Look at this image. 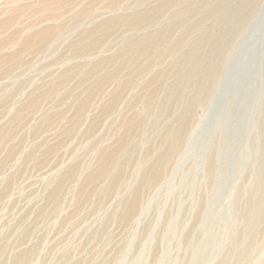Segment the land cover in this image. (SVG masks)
<instances>
[{
  "label": "rangeland",
  "instance_id": "rangeland-1",
  "mask_svg": "<svg viewBox=\"0 0 264 264\" xmlns=\"http://www.w3.org/2000/svg\"><path fill=\"white\" fill-rule=\"evenodd\" d=\"M0 264H264V0H0Z\"/></svg>",
  "mask_w": 264,
  "mask_h": 264
},
{
  "label": "bare ground",
  "instance_id": "bare-ground-1",
  "mask_svg": "<svg viewBox=\"0 0 264 264\" xmlns=\"http://www.w3.org/2000/svg\"><path fill=\"white\" fill-rule=\"evenodd\" d=\"M251 64H252V62H251ZM249 67V66H248ZM230 68V67H229ZM251 68V65H250V67H249V69ZM231 70V69H230ZM220 87H222V89L224 88V85H222L221 86V84H220ZM219 85L217 86V90H216V92H215V94H214V98L216 99V97L218 96V94H216L218 91H219ZM216 96V97H215Z\"/></svg>",
  "mask_w": 264,
  "mask_h": 264
}]
</instances>
